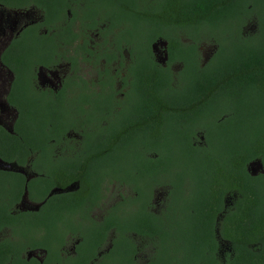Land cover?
Here are the masks:
<instances>
[{
  "label": "flooded vegetation",
  "instance_id": "af4514ba",
  "mask_svg": "<svg viewBox=\"0 0 264 264\" xmlns=\"http://www.w3.org/2000/svg\"><path fill=\"white\" fill-rule=\"evenodd\" d=\"M133 13V6L122 0H0V127L11 132L19 113L39 112L50 115L49 128L65 129L63 135L47 141L49 153L29 156L23 165L0 158V174L5 173L0 176V209H6L8 216L1 221L6 223L0 231V247L6 253L3 264L232 263L235 254L230 236L220 235L219 225L232 210L233 190L223 192L221 187V200L211 197L204 207L195 201V187L211 180L209 171L195 175L198 184L177 199L176 192L193 178V172L177 180L179 170L174 166L170 171H150L146 187L133 182L140 173L133 170V157L165 159L158 149L140 146V153L133 155L132 142L126 147L129 160H121L124 154L114 160L119 165L101 163L109 159L105 155L101 159L88 155L95 145L117 140L121 131L133 135V127L140 124L162 126L165 147L178 141L174 140L176 130L179 142L189 144L206 166L209 160L219 159L211 154L213 123L207 115L193 121L185 116L187 107L161 106L155 107L158 119L150 115L137 122L133 77L139 61L133 48L150 45L151 58L146 50L140 54L165 68L169 43L159 38L134 42L137 22ZM183 31L184 26L163 29L180 35V42L185 43ZM161 41L166 49H153ZM203 46L197 45L200 66L216 52V45H211L203 55ZM181 65L175 61L169 68L175 73ZM172 78L184 93L182 84ZM153 110L142 109L144 114ZM7 114L12 115L9 125ZM156 134L153 130L148 137ZM87 166L93 180L83 185L74 175L81 176ZM123 172H129L131 179L123 181L127 175ZM50 178L53 182L48 190L34 189ZM21 181L19 190L16 184ZM30 183L34 188L28 187ZM26 216L49 225L45 248L50 252L43 247L28 248L24 235L9 228L10 221L21 225ZM158 229L164 238L156 234ZM196 233L198 245L194 243ZM43 235L44 231L39 238ZM162 250L165 260L160 259Z\"/></svg>",
  "mask_w": 264,
  "mask_h": 264
},
{
  "label": "trees",
  "instance_id": "16d2710c",
  "mask_svg": "<svg viewBox=\"0 0 264 264\" xmlns=\"http://www.w3.org/2000/svg\"><path fill=\"white\" fill-rule=\"evenodd\" d=\"M122 2L133 6V21L137 22L133 27L134 42L150 43L159 38L169 43L168 63L165 68L148 59L151 58L148 51L150 45H138L133 48L139 61L135 78L133 77V101L137 99L133 103V115H138L137 122L150 115L156 120L158 115L155 107L174 106L187 107L188 113L185 116L191 117L193 121L205 115L210 118L209 121L213 123L211 127L214 143L210 142L213 148L215 142H219V159L206 163L208 166L205 165V170L210 172L212 178L209 182L195 187V201L199 203V207H204L211 197L217 196L218 200H221V187L224 188L223 192L233 190L235 199L232 210L224 216L226 221L219 225L220 235L230 236L233 245L235 256L231 264H264V176H252L246 170V165L253 161H259L264 169V0ZM248 23H252L255 31L243 32ZM167 26H184L182 37L185 43L180 42V35L163 32ZM208 43L216 45V52L208 63L200 66L195 60L197 45ZM145 50L148 52V58L140 54ZM175 61L182 63L181 70L172 73L169 67ZM172 76L182 84L184 93L178 91L179 87L174 84ZM145 107H153L154 110L144 114L146 112L142 109ZM37 116L19 113L11 132L0 127V158L23 165L29 156L38 157L49 153L47 141L56 135H63L65 129L49 128L47 124L51 120L41 121V124ZM26 117L30 119L27 120ZM159 127L139 124L138 127H133V135L131 131H121L116 136L117 140L111 139L106 145H95L88 155H98L99 159L105 155L109 159L101 163L119 165V162L114 160L119 158L120 154L125 155L121 160H129L126 147L132 142L133 155L140 153L137 150L140 146L155 150L165 148L162 143L163 129L162 126ZM153 130H157V134L148 137ZM174 137V140L181 142L176 130ZM149 139L153 140L152 143ZM111 141L113 142L108 145ZM181 146L182 155L185 157L184 164L177 158L146 161L134 156L133 170H140L138 177L133 179L136 185L140 187V180L147 183L150 171H170L174 166L179 170L177 180H181L182 175H191L194 168L189 162H204V158L195 157L196 153L189 144ZM88 168L89 166L83 168L81 176L74 175V180L83 185L92 183L93 179L87 173ZM122 171L128 169L122 168ZM123 173L127 174L122 178L123 181L131 179L129 172ZM219 176L224 179L219 181ZM2 178L0 177V181ZM51 182L53 178H50L46 185L43 183L34 188L30 183L28 187L42 192L49 189ZM212 186L216 187V192L214 188L211 189ZM1 187L3 186L0 184V189ZM16 188L21 190L22 181L16 184ZM6 211L0 209V231L6 225L1 222L8 217ZM26 217V221L21 225H13L10 221L9 228L14 234L19 231L24 235L27 246L30 245L28 248H45L50 233L49 225L36 223L32 217ZM153 227L156 228V225ZM42 231L46 235L40 239ZM156 234L164 238L161 229H158ZM197 236L198 233L195 234L196 244ZM13 248L9 245V249ZM45 249L50 252L48 248ZM4 250L5 248L0 247V264H3L6 255ZM166 258L165 251L162 250L160 259Z\"/></svg>",
  "mask_w": 264,
  "mask_h": 264
},
{
  "label": "rangeland",
  "instance_id": "374dc122",
  "mask_svg": "<svg viewBox=\"0 0 264 264\" xmlns=\"http://www.w3.org/2000/svg\"><path fill=\"white\" fill-rule=\"evenodd\" d=\"M255 31V27L252 25V23H248L246 24V26L243 28V32H253ZM205 46L202 47V53L203 55H206L208 53V49L211 48V44L208 43V44H203ZM195 60L197 61V55L195 57ZM27 115H30V114H37L38 116V120L40 121H46L50 118V115H47V114H42V113H39V112H32V113H25ZM7 117L6 118V121L8 123V125L10 124L11 120H12V115H9L7 114ZM27 120H29L30 118L29 117H26ZM42 124V123H41ZM214 151L211 153L212 155L214 156H218V151H219V142H215L214 144ZM158 151L160 152V154L167 158V159H170V158H177L180 160L181 164H184L185 161L183 160L181 154H182V146L180 144L179 141H172L170 143L167 144V146L163 149H158ZM170 157V158H169ZM192 164L193 168H194V172H193V178L192 179H188L187 182L176 192V197L177 199H179L183 194L185 196H187L189 194V192L191 191V185H197L198 184V179L197 177H195V175H201L203 174V171L205 170L206 166L203 165L204 162H200V161H195L193 164V162H189ZM134 182V181H133ZM135 183V182H134ZM140 187H146L148 182L146 183L145 180H140L138 181ZM136 184V183H135ZM199 185V184H198ZM146 191L147 189L144 188V195H146ZM149 194V192H148ZM147 194V196H148ZM92 256H94V254H92Z\"/></svg>",
  "mask_w": 264,
  "mask_h": 264
},
{
  "label": "water",
  "instance_id": "95a60500",
  "mask_svg": "<svg viewBox=\"0 0 264 264\" xmlns=\"http://www.w3.org/2000/svg\"><path fill=\"white\" fill-rule=\"evenodd\" d=\"M158 46L166 49L167 45H165V43L161 41L160 45H153V49L158 47ZM166 59H167V55L164 56V60H166ZM247 170L250 173V175H252V176L257 175L259 172L264 174L263 167L259 161H253V162L249 163Z\"/></svg>",
  "mask_w": 264,
  "mask_h": 264
}]
</instances>
